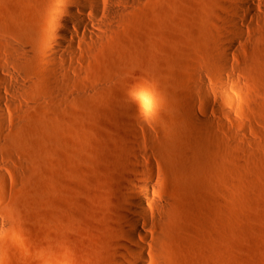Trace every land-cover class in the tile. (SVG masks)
Segmentation results:
<instances>
[{
    "label": "rangeland",
    "instance_id": "374dc122",
    "mask_svg": "<svg viewBox=\"0 0 264 264\" xmlns=\"http://www.w3.org/2000/svg\"><path fill=\"white\" fill-rule=\"evenodd\" d=\"M237 5L142 1L66 66L51 0H0V264H120L147 156L151 264H264V0L241 35Z\"/></svg>",
    "mask_w": 264,
    "mask_h": 264
},
{
    "label": "bare ground",
    "instance_id": "6f19581e",
    "mask_svg": "<svg viewBox=\"0 0 264 264\" xmlns=\"http://www.w3.org/2000/svg\"><path fill=\"white\" fill-rule=\"evenodd\" d=\"M142 1L145 0H51L52 13L49 17L51 49L49 54L53 61H60L66 66L72 65L70 58L76 48L82 50L86 45L101 42L104 39L101 29H111L112 24L124 18L131 8L141 5ZM239 1H244L249 6L237 5L233 9L234 16L230 19V23L238 35H241L243 23L240 18L244 15H256V10L253 7L254 0ZM226 47H228L227 50H231L234 43H229ZM4 116L5 110L0 102V122ZM136 160L140 168L132 179V193H135L136 197L129 206L132 211L137 212V216L132 214L128 219L129 226L124 232L122 241L124 252L120 264L152 263V258L149 257L150 249L144 243L147 241L151 244L152 238L143 234L140 227L148 228L149 217L152 215L151 209L157 210L164 203L155 195L158 188L154 183L157 179V172L153 169V161L148 156L142 160ZM1 198L4 202L8 200L4 195ZM1 225L0 222V227Z\"/></svg>",
    "mask_w": 264,
    "mask_h": 264
}]
</instances>
